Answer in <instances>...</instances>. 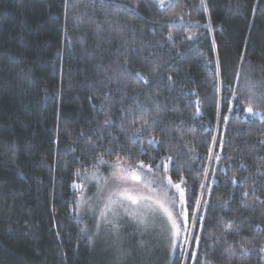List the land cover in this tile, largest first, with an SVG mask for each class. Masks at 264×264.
Listing matches in <instances>:
<instances>
[{"label": "trees", "instance_id": "16d2710c", "mask_svg": "<svg viewBox=\"0 0 264 264\" xmlns=\"http://www.w3.org/2000/svg\"><path fill=\"white\" fill-rule=\"evenodd\" d=\"M261 93L264 0H0V264H106L76 206L117 153L183 181L162 264H264Z\"/></svg>", "mask_w": 264, "mask_h": 264}, {"label": "snow or ice", "instance_id": "6c2138e0", "mask_svg": "<svg viewBox=\"0 0 264 264\" xmlns=\"http://www.w3.org/2000/svg\"><path fill=\"white\" fill-rule=\"evenodd\" d=\"M235 77L239 80V73H236ZM254 89L255 86L251 83L247 85V107L245 110L251 114H256L253 105L257 103V92ZM260 98L264 99V93L260 94ZM100 163L109 164V174L101 176L97 172L92 173L96 187L94 195L103 201V208L99 213L100 219L105 224L111 225L114 234L118 236L121 228V225L113 219L120 215L118 209H123L125 215L136 221L138 225L143 226L145 230L150 226L152 220L162 216L168 225L166 230L172 240L179 239L181 232L187 231L186 227H182L187 223V213L183 209L185 203V190L181 187L183 181L173 183L171 178H168V184L179 194V201H177L176 193L170 195L169 189L155 174L151 180L148 179V174L152 173L151 164H146L143 160L133 161L131 153H128L126 157L117 153L115 160L111 162L100 160ZM79 174L77 172V175ZM153 184H156L157 187L152 188ZM79 187L83 188L84 185ZM146 189L147 191H145ZM177 203L181 205L179 212L175 211ZM193 239L199 241L198 237L193 236ZM240 247L245 252L248 251L245 245L242 244ZM191 256L199 264L197 254L192 253ZM205 264H210V262L206 261Z\"/></svg>", "mask_w": 264, "mask_h": 264}, {"label": "rangeland", "instance_id": "374dc122", "mask_svg": "<svg viewBox=\"0 0 264 264\" xmlns=\"http://www.w3.org/2000/svg\"><path fill=\"white\" fill-rule=\"evenodd\" d=\"M155 1L158 2L160 6H164L171 0ZM255 113L259 115L258 112ZM93 172H97V174L101 176H107L109 174V164L101 163L96 170L85 175L83 179L84 183L81 184L84 185V187L77 199L76 212L78 218L84 223L87 232H91L96 243H98L99 251L106 258V264H111L113 262L115 264H129L130 258V264H133V261L135 262L139 256L146 259L145 261L150 264H162V258L168 253L171 254L172 251L176 249V246L185 244L186 248L188 246L189 249V240L191 232L193 233L194 231V222L190 224L188 222L186 191L183 209L187 213V223L182 227H186L189 231L188 237L186 231L181 232L179 239L172 240L169 232L166 230L168 225L166 224L165 218L162 216L152 220L150 226L145 230L143 226L138 225L136 221L131 220L125 215L123 209H118L120 215L113 218L115 222L121 225L119 235L117 236L113 233L111 225L105 224L100 219L99 213L103 208V201L94 195L96 193V187L95 181L92 179ZM152 176L153 173H149L148 179L151 180ZM155 176L169 189L170 195L176 193V190L168 184L169 177ZM151 187L156 188L157 185L153 184ZM181 187L183 188L182 185ZM145 191H147V189ZM176 199L179 201L178 193H176ZM180 209L181 205L177 203L175 211L179 212ZM109 216L112 218L111 214H109ZM173 245H175V247H173ZM128 254H130V256Z\"/></svg>", "mask_w": 264, "mask_h": 264}, {"label": "water", "instance_id": "95a60500", "mask_svg": "<svg viewBox=\"0 0 264 264\" xmlns=\"http://www.w3.org/2000/svg\"><path fill=\"white\" fill-rule=\"evenodd\" d=\"M193 234V233H192Z\"/></svg>", "mask_w": 264, "mask_h": 264}]
</instances>
